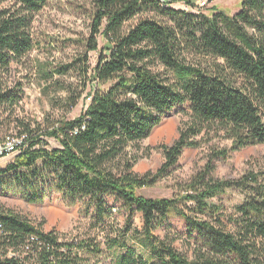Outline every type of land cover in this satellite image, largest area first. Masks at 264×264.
Returning a JSON list of instances; mask_svg holds the SVG:
<instances>
[{
	"label": "trees",
	"instance_id": "obj_1",
	"mask_svg": "<svg viewBox=\"0 0 264 264\" xmlns=\"http://www.w3.org/2000/svg\"><path fill=\"white\" fill-rule=\"evenodd\" d=\"M87 1L91 22L85 50L37 72L47 90L66 93V110L78 104L88 84L90 101L71 120L44 126L19 120L15 135L24 142L14 161L0 170V188L30 203L54 195L69 205L84 200L81 212L93 230L103 232L105 248L96 236L66 239L14 210L0 209V264H93L103 250L113 255L112 264H264V165L220 179L213 164L233 151L264 144V0H242L233 15L214 6L210 13L177 9L169 5L172 0ZM47 2L0 0L4 110L22 98L21 83L9 86L7 77L11 65L34 49L32 22ZM99 37L103 45L91 64L88 52L98 49ZM71 72L82 77L81 92L54 78ZM186 103L188 118L178 137L160 146L161 168L154 175L135 173L140 142ZM213 137L230 141V147L210 146L206 164L180 184L177 194L152 199L137 193L174 166L185 148ZM44 138L58 147H48ZM229 191L242 200L231 207L215 201ZM107 195L121 202V227L109 224ZM135 213L141 214V230L132 224ZM170 213L186 222L191 257L175 248L174 240L153 234Z\"/></svg>",
	"mask_w": 264,
	"mask_h": 264
},
{
	"label": "rangeland",
	"instance_id": "obj_2",
	"mask_svg": "<svg viewBox=\"0 0 264 264\" xmlns=\"http://www.w3.org/2000/svg\"><path fill=\"white\" fill-rule=\"evenodd\" d=\"M161 1L167 3L170 0ZM193 2L197 5L196 7H191L186 0H172L169 5L194 13L199 11L210 13L211 7L214 6L217 10L233 15L239 11L242 0H193ZM90 10L91 5L87 0H48L46 6L35 16L31 27L35 47L19 63L11 65V72L7 77V85L14 86L20 82L23 93L15 107L7 110L0 108V142L7 134V136L23 137L15 135L20 129L17 126L19 120L44 126L54 123L57 119H74L85 110L90 101L87 93L91 84L85 87L78 104L66 110L64 106L66 93L55 91L53 87L47 90L37 70L43 66L53 69L68 63L77 52L85 50L84 41L90 35ZM102 45V39L99 37L98 49L95 52H88L91 64L95 62ZM54 78L62 85L72 86L76 92H81L83 89V79L79 73L55 75ZM188 105L186 103L174 107L151 131L149 137L140 142L137 151L139 159L132 168L135 173L154 175L161 168L164 156L160 146L170 145L178 137L181 123L188 118L186 114ZM44 139L48 147H58L54 139ZM213 145L229 148L230 141L213 137L201 146L185 148L174 166L158 176L153 185L144 186L138 189L137 193L145 198H171L178 193L181 183L187 181L206 164L210 156V146ZM17 154L18 152H14L0 156V170L13 162ZM213 164L216 177L220 179L239 177L250 168L257 169L258 166L264 165V144L251 145L233 151L223 160H213ZM241 200L239 193L229 191L215 201L231 207ZM106 201L112 212L109 224L112 227H121L125 222V212L121 207V202L117 201L113 195H107ZM83 206L84 200H77L74 205H69L59 195H54L42 203H30L20 195L5 192L2 187L0 188V209L14 210L32 220L36 225H40L44 231L54 230L66 239L96 236V239L103 243L102 249H104L103 232L91 228L89 216H85L84 211L81 212ZM131 221L138 230L142 229L141 214L135 213ZM186 231L185 220L175 213H170L167 215V220L153 234L160 238L174 240V247L191 257L190 240ZM112 260L111 252L103 250L102 254L91 262L112 264Z\"/></svg>",
	"mask_w": 264,
	"mask_h": 264
},
{
	"label": "built area",
	"instance_id": "obj_3",
	"mask_svg": "<svg viewBox=\"0 0 264 264\" xmlns=\"http://www.w3.org/2000/svg\"><path fill=\"white\" fill-rule=\"evenodd\" d=\"M23 142L24 137H20L19 141L0 142V156L18 152Z\"/></svg>",
	"mask_w": 264,
	"mask_h": 264
},
{
	"label": "bare ground",
	"instance_id": "obj_4",
	"mask_svg": "<svg viewBox=\"0 0 264 264\" xmlns=\"http://www.w3.org/2000/svg\"><path fill=\"white\" fill-rule=\"evenodd\" d=\"M20 137L15 136H6L1 142H8V141H19ZM1 140V139H0Z\"/></svg>",
	"mask_w": 264,
	"mask_h": 264
}]
</instances>
